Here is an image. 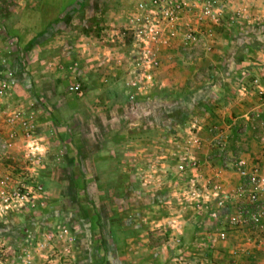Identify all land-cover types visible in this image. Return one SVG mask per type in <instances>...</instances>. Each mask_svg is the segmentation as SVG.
<instances>
[{
	"label": "rangeland",
	"instance_id": "1",
	"mask_svg": "<svg viewBox=\"0 0 264 264\" xmlns=\"http://www.w3.org/2000/svg\"><path fill=\"white\" fill-rule=\"evenodd\" d=\"M218 1L219 23L201 19L200 5L176 11L174 0H0V68L15 65L10 106L32 115L48 148L49 194L45 211L9 218L0 233L66 231L68 264H189L195 240L240 205L218 208L215 186L238 187L234 164L254 157L247 142H264L225 132L219 119L240 96L221 85L222 38L234 33L248 60L252 51L263 60L264 0ZM4 153L0 172L18 163L17 150Z\"/></svg>",
	"mask_w": 264,
	"mask_h": 264
},
{
	"label": "built area",
	"instance_id": "2",
	"mask_svg": "<svg viewBox=\"0 0 264 264\" xmlns=\"http://www.w3.org/2000/svg\"><path fill=\"white\" fill-rule=\"evenodd\" d=\"M174 1L176 11L181 12L186 6L200 5L203 7L201 19L205 17L219 23L223 17V12L218 9V0ZM140 6L143 8V4ZM2 35L4 33H0ZM185 38L189 42L195 40L193 33H187ZM4 63V53L0 47V64ZM16 74L14 64L0 68V147L5 151L2 160L9 158L11 152L18 151V163L0 172V223L22 214L45 211L49 203V194L41 183L48 148L38 136L32 115L21 107L10 106L11 91L17 84ZM251 85L254 92L264 97V74L255 76ZM241 91L244 95L248 93L246 86ZM234 167L241 184L231 191L222 189L220 185L215 186L214 195L219 197L217 206L226 208L228 203L242 200L246 203L227 217L225 225L216 229L217 234L215 231L207 234L204 249L201 250L203 260H190L189 264H210L213 246L217 241L227 242L229 230L248 231L243 240L246 247L239 244L231 250L234 264H244L243 255L264 247V158L255 161L239 158ZM210 217L216 218L217 213L211 212ZM69 255L70 241L66 231L52 233L48 228L38 226L16 240L0 233V264H68Z\"/></svg>",
	"mask_w": 264,
	"mask_h": 264
},
{
	"label": "crops",
	"instance_id": "3",
	"mask_svg": "<svg viewBox=\"0 0 264 264\" xmlns=\"http://www.w3.org/2000/svg\"><path fill=\"white\" fill-rule=\"evenodd\" d=\"M259 3V2H257ZM256 3V4H257ZM234 33H225L223 36L222 40L225 42V53L227 54V67H225L223 70L225 71V77L222 79L221 85L223 87H228V88H234L238 87L240 96L238 95L236 98H230V101H225V103H222V110H219L220 114L219 119H221L222 125H225L226 131L229 133H239V136H243L242 140H247L250 139L251 135H257L259 134H264V124H263V119H264V97H260L256 91L253 93H250L251 96H249V92L244 95L241 91L243 86H247L248 88L250 87L249 80L253 76H257L260 74H264L261 72L262 66H264V59H255V56L258 54L255 51H252L251 54L254 56L253 60H248L247 56L243 55V52L246 50L243 49V45L241 44V41H238L237 45H234L232 42V37ZM239 39L241 38L244 33H239ZM235 58V61H234ZM15 67V65H14ZM234 71V73H233ZM261 72V73H260ZM260 73V74H259ZM202 81V80H201ZM199 81V84L202 85V82ZM207 82V80L205 81ZM210 81L209 83H212ZM208 83V82H207ZM252 86V85H251ZM225 96V95H223ZM245 96V97H244ZM258 116L261 117V121H254L253 116ZM257 117V118H258ZM253 122L255 125H253ZM244 124L245 126H250L249 130H242V128L238 129L240 126ZM222 127V129L224 128ZM225 130V129H224ZM240 144V143H238ZM242 147L245 146V144H240ZM248 145V146H247ZM247 148H252L254 157L250 158L249 156L247 158L248 161H255V160H260L264 158V145L262 142L254 143V142H247ZM207 159H213L212 157H207ZM205 159V162L206 160ZM225 160V161H224ZM222 159V162L225 164H229L231 161V158H224ZM233 160V159H232ZM213 161V160H212ZM215 161V160H214ZM208 162V160H207ZM231 177V175H229ZM232 185L238 186L241 184V180L238 179L237 176L232 177ZM226 186L225 188H227ZM240 203H246V201H233L231 203H228L229 205L233 204H238ZM239 205V206H240ZM237 206L235 205V208ZM21 219V218H19ZM218 226H209L207 231H215ZM208 232V233H209ZM248 234V231L243 230V231H231L229 230V240L227 242H219L215 243L213 246V249L211 250L209 261L210 264H234V257L231 255V250L234 248L236 245H244L243 240L244 237ZM21 236V234H18ZM17 238V237H16ZM22 238V236H21ZM196 239V238H195ZM206 241V238H205ZM195 246L193 245L194 249L193 251V256L195 254V257L192 259L194 261H201L202 259L200 258L201 254H198V251H201L202 248L204 249V242H197L195 240L194 242ZM242 246V247H243ZM200 249V250H199ZM198 254V256H197ZM243 262L244 264H264V247L261 250H255L251 252L249 255H243Z\"/></svg>",
	"mask_w": 264,
	"mask_h": 264
}]
</instances>
